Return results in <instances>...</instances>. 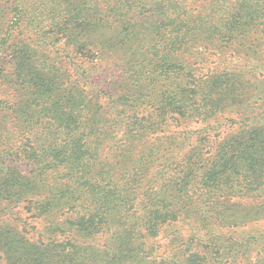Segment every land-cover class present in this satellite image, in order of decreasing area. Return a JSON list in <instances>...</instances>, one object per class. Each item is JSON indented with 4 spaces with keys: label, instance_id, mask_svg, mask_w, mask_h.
Masks as SVG:
<instances>
[{
    "label": "trees",
    "instance_id": "16d2710c",
    "mask_svg": "<svg viewBox=\"0 0 264 264\" xmlns=\"http://www.w3.org/2000/svg\"><path fill=\"white\" fill-rule=\"evenodd\" d=\"M55 7L76 46L100 44L89 55L105 73L92 65L84 79L103 105L62 89L56 63L15 46L12 62L35 88L33 132L15 154L0 100V207L25 203L42 231L30 238L18 219L1 226L0 261L264 264V0ZM229 110L235 132L211 139ZM180 120L206 125L193 145L167 132Z\"/></svg>",
    "mask_w": 264,
    "mask_h": 264
},
{
    "label": "rangeland",
    "instance_id": "374dc122",
    "mask_svg": "<svg viewBox=\"0 0 264 264\" xmlns=\"http://www.w3.org/2000/svg\"><path fill=\"white\" fill-rule=\"evenodd\" d=\"M55 5L56 0H0V100L4 101L7 113L6 128L9 130V144L15 149V154L17 152L16 148L27 147L30 144L29 141H31L30 137H32L33 130H28L26 115L27 107L33 100L35 89L28 84L25 76L20 77L17 67L12 62V57H15L13 51L15 46L26 47L32 55L33 61L37 62L42 58L43 61L46 59L51 64L56 63V70L63 77L58 86L62 89L75 88L77 92H83L84 97H88L86 101L88 103L92 101L91 92L93 88L84 79L85 72H89L91 66L94 65L97 66L99 74L105 73L103 68L106 64L97 61L98 54H94L95 59H92L89 55V51L94 48L98 49L100 44L96 43L91 46L86 41L76 46L68 37V34H71L72 31L64 29L62 26V20L56 14ZM19 8L25 13L23 17L16 16ZM80 31L76 33L78 34ZM8 33L9 35H7ZM94 53H96L95 50ZM88 60L95 62L87 64ZM257 76L260 80H264V71L259 72ZM250 77L248 76V79ZM105 85L106 81L104 80ZM101 86L103 87V85ZM92 102L99 106L103 105L101 101ZM256 102V98L251 101V103ZM232 117H235V113L231 110L227 111L221 121L220 129L213 130L211 133V139L217 136L214 140H219L235 132L233 131L235 126L228 121ZM173 124L176 126L173 127ZM205 126V124L194 120H180L178 123L173 122L167 132L174 129L183 132L190 139L188 145L190 143L193 145L199 136L197 131L203 130ZM15 159H18L17 163L23 167L29 165L23 155ZM47 190L52 189L47 188ZM262 191L256 194L264 195V190ZM44 193H40L39 198L32 196L28 201H39L40 196ZM47 196L50 197V194H47ZM24 207H26L25 203L20 207H13L11 210L5 211L0 207L2 211L0 214V227L6 226L9 228V224H12L11 219H18L22 230L26 231L28 237L36 238L41 234L42 228L34 219L36 216L35 211H25ZM0 260H3L1 254ZM0 264L5 263L0 261Z\"/></svg>",
    "mask_w": 264,
    "mask_h": 264
}]
</instances>
